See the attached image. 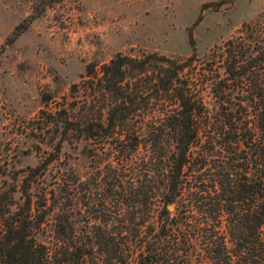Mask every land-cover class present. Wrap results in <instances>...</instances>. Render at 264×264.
I'll return each instance as SVG.
<instances>
[{
    "label": "trees",
    "instance_id": "trees-1",
    "mask_svg": "<svg viewBox=\"0 0 264 264\" xmlns=\"http://www.w3.org/2000/svg\"><path fill=\"white\" fill-rule=\"evenodd\" d=\"M57 1L32 0L31 18ZM227 1L201 3L187 27L188 57L115 52L94 80L81 81L95 103L73 115L60 107L59 143L112 137L115 160L79 188L63 179L59 250L47 253L48 264H264V16L224 43L212 106L199 93L206 69L194 61L192 26L203 8ZM38 170L24 176L20 205L0 211L6 264L39 260L14 223Z\"/></svg>",
    "mask_w": 264,
    "mask_h": 264
},
{
    "label": "rangeland",
    "instance_id": "rangeland-1",
    "mask_svg": "<svg viewBox=\"0 0 264 264\" xmlns=\"http://www.w3.org/2000/svg\"><path fill=\"white\" fill-rule=\"evenodd\" d=\"M203 1L211 0H58L31 18L32 0H0V211L20 205L22 180L38 165L26 184L28 209L14 221L25 229L37 264H48L47 253L59 250L53 236L66 189L63 179H74L79 188L90 182L96 167L102 176L108 161L115 160L112 137L59 143L60 107L71 106L73 115L94 104L87 82L81 81L94 80L115 52L188 57L187 27ZM263 16L264 0H230L201 10L191 33L194 61L206 69L199 93L208 106L214 102L212 76L225 73L219 57L224 43L247 26L261 24ZM16 24L24 27L10 39ZM85 68L94 74L82 77ZM83 207L77 200L76 209ZM1 215L0 264H6L8 236Z\"/></svg>",
    "mask_w": 264,
    "mask_h": 264
},
{
    "label": "water",
    "instance_id": "water-1",
    "mask_svg": "<svg viewBox=\"0 0 264 264\" xmlns=\"http://www.w3.org/2000/svg\"><path fill=\"white\" fill-rule=\"evenodd\" d=\"M172 207H173V206H172L171 204H170V205H168V208H169V209H171Z\"/></svg>",
    "mask_w": 264,
    "mask_h": 264
}]
</instances>
